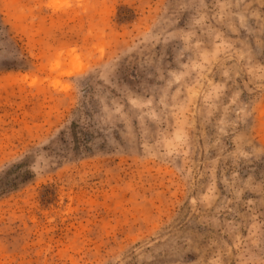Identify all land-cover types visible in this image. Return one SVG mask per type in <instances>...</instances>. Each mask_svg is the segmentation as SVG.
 Segmentation results:
<instances>
[{
  "label": "rangeland",
  "instance_id": "rangeland-1",
  "mask_svg": "<svg viewBox=\"0 0 264 264\" xmlns=\"http://www.w3.org/2000/svg\"><path fill=\"white\" fill-rule=\"evenodd\" d=\"M0 264H264V0H0Z\"/></svg>",
  "mask_w": 264,
  "mask_h": 264
}]
</instances>
